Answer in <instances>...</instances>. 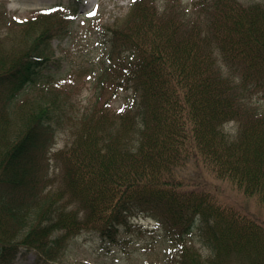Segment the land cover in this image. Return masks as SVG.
Wrapping results in <instances>:
<instances>
[{"label": "trees", "instance_id": "trees-1", "mask_svg": "<svg viewBox=\"0 0 264 264\" xmlns=\"http://www.w3.org/2000/svg\"><path fill=\"white\" fill-rule=\"evenodd\" d=\"M155 1L135 0L108 31L84 105L42 85L39 55L0 71V264L51 259L84 234L103 255L133 249L150 264H264V226L175 174L194 160L264 202V0Z\"/></svg>", "mask_w": 264, "mask_h": 264}, {"label": "rangeland", "instance_id": "rangeland-1", "mask_svg": "<svg viewBox=\"0 0 264 264\" xmlns=\"http://www.w3.org/2000/svg\"><path fill=\"white\" fill-rule=\"evenodd\" d=\"M131 1L91 0V3H86L85 0H0V10L6 17L0 23L4 56L0 71L5 70L13 61L38 49L39 52L48 56L44 77L48 88L53 86V90L59 91L61 95L68 94L76 104L84 105L90 99L94 80L106 62L104 44L108 37L106 33L130 12ZM168 1L157 0L155 5L160 9L162 2L167 3ZM192 1L177 0V3H192ZM54 7L58 10L48 15L55 16L56 21H63L62 30L65 35L55 36L43 43L45 38L37 29L36 16L40 10ZM93 8L96 9V15L88 17L87 12ZM26 20H31V23L26 25L27 28L24 26ZM36 87L30 89L29 92L34 95ZM121 95L123 96V93ZM119 97L112 101L113 110H120L122 107L121 97ZM235 129V124L226 123L224 125V130L232 135L231 132ZM66 138L65 134L58 136V149L63 147ZM57 148L54 154L58 152ZM58 154L60 155L59 152ZM53 164L56 167L55 178L60 183L59 165ZM175 174L183 180L186 190L204 189L216 193L223 206L233 208L264 226V202H260L256 197L246 196L229 180L216 177L201 163L189 160L186 165L178 168ZM134 219L143 227L151 228L156 225L155 220L143 215H138ZM160 248L158 247L157 250ZM131 252L129 256L118 251H112L107 256L103 255L102 250H96L92 236L84 234L78 239L68 241L65 247L58 250L51 259L34 251H26L19 254L12 264L155 263L154 256L146 255L142 251L133 252V249Z\"/></svg>", "mask_w": 264, "mask_h": 264}, {"label": "snow or ice", "instance_id": "snow-or-ice-1", "mask_svg": "<svg viewBox=\"0 0 264 264\" xmlns=\"http://www.w3.org/2000/svg\"><path fill=\"white\" fill-rule=\"evenodd\" d=\"M85 2H87V0H85ZM133 2H135V0H133ZM95 15H96V9L95 8H93L92 10L87 12L88 17H93Z\"/></svg>", "mask_w": 264, "mask_h": 264}, {"label": "bare ground", "instance_id": "bare-ground-1", "mask_svg": "<svg viewBox=\"0 0 264 264\" xmlns=\"http://www.w3.org/2000/svg\"><path fill=\"white\" fill-rule=\"evenodd\" d=\"M90 1H91V0H87V2H86V3H91Z\"/></svg>", "mask_w": 264, "mask_h": 264}]
</instances>
